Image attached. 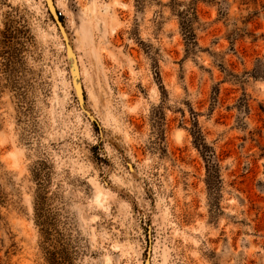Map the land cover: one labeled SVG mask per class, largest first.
Here are the masks:
<instances>
[{"label": "rangeland", "instance_id": "1", "mask_svg": "<svg viewBox=\"0 0 264 264\" xmlns=\"http://www.w3.org/2000/svg\"><path fill=\"white\" fill-rule=\"evenodd\" d=\"M54 2L98 124L46 0H0V264H49L40 181L74 264H264V0Z\"/></svg>", "mask_w": 264, "mask_h": 264}, {"label": "trees", "instance_id": "2", "mask_svg": "<svg viewBox=\"0 0 264 264\" xmlns=\"http://www.w3.org/2000/svg\"><path fill=\"white\" fill-rule=\"evenodd\" d=\"M181 16L184 18V15ZM181 23L183 30H185V35L188 36L189 40L193 44H195L196 34L192 28L191 22L186 23V21H183ZM2 34L5 38L1 43L3 44V47H6L11 42L10 38L12 35L8 29L2 31ZM2 53L3 61L2 65L0 66V72H2L3 76L0 78V89L1 87L5 86L4 84H10V82H12L11 73L13 69V57L8 55L9 49L3 48ZM2 80H4L5 83H2ZM45 166H47V163L42 160L39 164V167L34 171L37 180H42ZM36 197V223L40 227L41 235L43 237V250L45 252L47 261L49 264H74L68 250V244L63 237V233L57 227L55 214L51 206L47 205L46 186L42 181L39 183V191L37 192ZM2 202L3 195L0 193V203Z\"/></svg>", "mask_w": 264, "mask_h": 264}, {"label": "water", "instance_id": "3", "mask_svg": "<svg viewBox=\"0 0 264 264\" xmlns=\"http://www.w3.org/2000/svg\"><path fill=\"white\" fill-rule=\"evenodd\" d=\"M46 3L49 9V12L52 15L53 19L55 20V22L57 23V26L65 41L67 56H68L69 63H70L72 84H73L75 93L77 95V98L79 100L80 106L85 111V113L89 116V118L93 122L98 124L97 118L92 114V112L86 106V99L84 95L83 85L81 82V74H80L81 72H80L78 57L71 43V39L69 37L66 26L61 18V14L57 10L54 0H46ZM151 251H152V248L149 247V252L147 254L145 264H151Z\"/></svg>", "mask_w": 264, "mask_h": 264}, {"label": "bare ground", "instance_id": "4", "mask_svg": "<svg viewBox=\"0 0 264 264\" xmlns=\"http://www.w3.org/2000/svg\"><path fill=\"white\" fill-rule=\"evenodd\" d=\"M130 168H131V166H130Z\"/></svg>", "mask_w": 264, "mask_h": 264}]
</instances>
